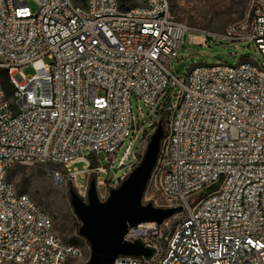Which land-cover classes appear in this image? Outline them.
<instances>
[{"label": "built area", "instance_id": "built-area-1", "mask_svg": "<svg viewBox=\"0 0 264 264\" xmlns=\"http://www.w3.org/2000/svg\"><path fill=\"white\" fill-rule=\"evenodd\" d=\"M32 1L36 13L29 0H0V69L13 89L0 75V264L83 256L8 173L39 164L54 187L78 188L91 177L104 185L113 157L142 131L134 99L149 112L163 101L143 140L167 120L155 172L165 208L182 211L168 233L167 223L129 230L125 240H142L152 257L120 256L114 264H264V61L198 64L176 75L171 65L188 28L168 0ZM218 40L253 42L264 59V0H248ZM80 162L82 171L72 168ZM137 165L135 154L121 179Z\"/></svg>", "mask_w": 264, "mask_h": 264}, {"label": "rangeland", "instance_id": "rangeland-1", "mask_svg": "<svg viewBox=\"0 0 264 264\" xmlns=\"http://www.w3.org/2000/svg\"><path fill=\"white\" fill-rule=\"evenodd\" d=\"M168 1L175 20L183 23L188 28L179 58H175L171 65V69L176 75H184L190 68L198 64L214 65L222 62L236 65L243 60H256L263 63L264 59L255 43L226 44L218 40V37L227 27L243 17L248 0ZM29 6L33 13L37 12L38 6L34 1L29 0ZM45 63L50 64V61L45 60ZM24 73L28 76L34 75L35 69L32 66H27L24 68ZM6 86L11 94L13 89L7 81ZM161 104H163L162 100L152 112H149L148 108L134 99V115L137 119L136 123L142 131L137 132L135 138V133L132 132L131 136L113 157L115 166L110 172V177L113 179L100 187L97 186L100 200L105 201L112 189L119 188L125 179H121V177L129 171L128 164L134 161L135 154L137 163L139 164L142 161L150 142V139L147 142L144 141L143 137L150 129V120H156ZM162 126L165 132L167 120L164 121ZM129 147H131V151L126 166L119 167L118 162ZM100 158L102 165L109 167L105 161V155L101 154ZM59 168L64 169L63 167ZM72 168L82 171L84 163H76ZM48 169V166L39 164H18L9 171L8 180L15 186L19 194L29 196L51 216L55 231L66 243L80 246L84 250L83 256L71 257L65 264H85L90 258L91 250L86 239L79 235L82 224L71 205V192H76L85 202H88L87 192L93 177L88 183L84 182L78 188L71 182L60 187H54L50 182ZM103 178L107 179L108 176L106 175ZM160 179L161 175L157 174L154 169L144 194V203H153L158 208H165L168 207L169 202L162 196L159 189ZM79 180L83 181L82 178ZM176 215L164 222L168 224L167 227L164 226L165 233L177 226L179 217Z\"/></svg>", "mask_w": 264, "mask_h": 264}, {"label": "water", "instance_id": "water-1", "mask_svg": "<svg viewBox=\"0 0 264 264\" xmlns=\"http://www.w3.org/2000/svg\"><path fill=\"white\" fill-rule=\"evenodd\" d=\"M164 138L161 124L154 131L142 161L125 178L119 188L112 189L105 201L100 200L97 184L92 180L85 202L71 192V205L81 222L79 235L89 243L91 255L85 264H114L120 256L150 258L155 249L145 246L142 240H125L130 229L141 224L162 225L182 211L181 207L158 208L144 203V194Z\"/></svg>", "mask_w": 264, "mask_h": 264}, {"label": "trees", "instance_id": "trees-1", "mask_svg": "<svg viewBox=\"0 0 264 264\" xmlns=\"http://www.w3.org/2000/svg\"><path fill=\"white\" fill-rule=\"evenodd\" d=\"M120 2L123 6H125V4L129 3L130 0H120ZM0 75L5 79V82H6L7 77H8L7 72L5 70L0 69ZM164 121H165V119L163 118L161 121V125H163Z\"/></svg>", "mask_w": 264, "mask_h": 264}, {"label": "snow or ice", "instance_id": "snow-or-ice-1", "mask_svg": "<svg viewBox=\"0 0 264 264\" xmlns=\"http://www.w3.org/2000/svg\"><path fill=\"white\" fill-rule=\"evenodd\" d=\"M249 243H251V241H249Z\"/></svg>", "mask_w": 264, "mask_h": 264}, {"label": "bare ground", "instance_id": "bare-ground-1", "mask_svg": "<svg viewBox=\"0 0 264 264\" xmlns=\"http://www.w3.org/2000/svg\"><path fill=\"white\" fill-rule=\"evenodd\" d=\"M98 187H100V186H98Z\"/></svg>", "mask_w": 264, "mask_h": 264}]
</instances>
